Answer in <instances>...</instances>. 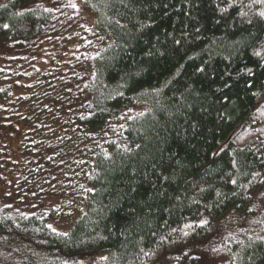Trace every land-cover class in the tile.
I'll use <instances>...</instances> for the list:
<instances>
[{"label": "trees", "instance_id": "16d2710c", "mask_svg": "<svg viewBox=\"0 0 264 264\" xmlns=\"http://www.w3.org/2000/svg\"><path fill=\"white\" fill-rule=\"evenodd\" d=\"M262 12L0 0V264H264Z\"/></svg>", "mask_w": 264, "mask_h": 264}, {"label": "snow or ice", "instance_id": "6c2138e0", "mask_svg": "<svg viewBox=\"0 0 264 264\" xmlns=\"http://www.w3.org/2000/svg\"><path fill=\"white\" fill-rule=\"evenodd\" d=\"M258 2L264 3V0H258ZM72 7H76V5L73 4ZM260 15H261V16H264V12L260 13ZM4 27L7 28L8 25L5 24ZM256 54L259 55V53H256ZM250 71H251V70H249V72H250ZM233 183H235V181H233ZM202 223H203V221H202Z\"/></svg>", "mask_w": 264, "mask_h": 264}]
</instances>
